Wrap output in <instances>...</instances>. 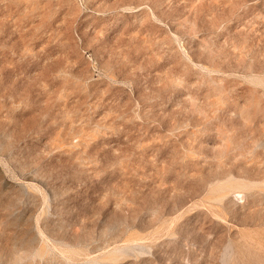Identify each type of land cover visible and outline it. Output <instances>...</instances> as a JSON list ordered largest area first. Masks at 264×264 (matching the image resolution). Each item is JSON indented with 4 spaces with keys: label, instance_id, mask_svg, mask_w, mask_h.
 Returning <instances> with one entry per match:
<instances>
[{
    "label": "rangeland",
    "instance_id": "obj_1",
    "mask_svg": "<svg viewBox=\"0 0 264 264\" xmlns=\"http://www.w3.org/2000/svg\"><path fill=\"white\" fill-rule=\"evenodd\" d=\"M0 264H264V0H0Z\"/></svg>",
    "mask_w": 264,
    "mask_h": 264
}]
</instances>
